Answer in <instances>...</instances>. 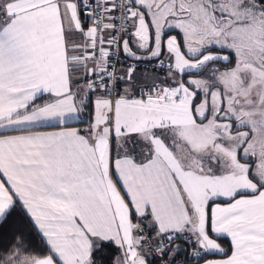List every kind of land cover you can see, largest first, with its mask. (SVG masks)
<instances>
[{
    "label": "snow or ice",
    "instance_id": "1",
    "mask_svg": "<svg viewBox=\"0 0 264 264\" xmlns=\"http://www.w3.org/2000/svg\"><path fill=\"white\" fill-rule=\"evenodd\" d=\"M16 217L0 264H264V0H0Z\"/></svg>",
    "mask_w": 264,
    "mask_h": 264
},
{
    "label": "trees",
    "instance_id": "2",
    "mask_svg": "<svg viewBox=\"0 0 264 264\" xmlns=\"http://www.w3.org/2000/svg\"><path fill=\"white\" fill-rule=\"evenodd\" d=\"M123 66L126 65L121 64V68ZM18 231H22L25 234V238L27 241L35 243L33 238V228L31 227V225L30 224L27 225L25 219L16 217L8 225L4 227H0V246H7L8 244H10L12 242L13 236ZM178 243L183 244V240L178 241ZM156 264H159V261H156Z\"/></svg>",
    "mask_w": 264,
    "mask_h": 264
},
{
    "label": "crops",
    "instance_id": "3",
    "mask_svg": "<svg viewBox=\"0 0 264 264\" xmlns=\"http://www.w3.org/2000/svg\"><path fill=\"white\" fill-rule=\"evenodd\" d=\"M124 67H126V66H123L122 68H124ZM138 69H140V68H138ZM138 72H140V71H138ZM26 222H27V221H26ZM28 224H30V223L27 222V225H28ZM30 225H31V224H30ZM31 227H32V226H31ZM224 246L227 247V242H226V241L224 242Z\"/></svg>",
    "mask_w": 264,
    "mask_h": 264
},
{
    "label": "built area",
    "instance_id": "4",
    "mask_svg": "<svg viewBox=\"0 0 264 264\" xmlns=\"http://www.w3.org/2000/svg\"><path fill=\"white\" fill-rule=\"evenodd\" d=\"M119 59H122V57L119 58ZM117 68L120 69L121 68V64H117Z\"/></svg>",
    "mask_w": 264,
    "mask_h": 264
},
{
    "label": "rangeland",
    "instance_id": "5",
    "mask_svg": "<svg viewBox=\"0 0 264 264\" xmlns=\"http://www.w3.org/2000/svg\"><path fill=\"white\" fill-rule=\"evenodd\" d=\"M144 69H143V67H141L140 69H137V71H143Z\"/></svg>",
    "mask_w": 264,
    "mask_h": 264
}]
</instances>
